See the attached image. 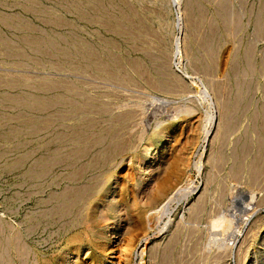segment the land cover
Returning <instances> with one entry per match:
<instances>
[{
    "label": "rangeland",
    "instance_id": "1",
    "mask_svg": "<svg viewBox=\"0 0 264 264\" xmlns=\"http://www.w3.org/2000/svg\"><path fill=\"white\" fill-rule=\"evenodd\" d=\"M183 105L200 117L194 183L212 174L209 204L242 212L249 199L234 205L224 190L264 184V0H0V264H142L141 248L157 245L153 264H220L201 256L220 237L201 230L205 210L133 245L123 222L112 233L99 215L103 237L67 252L89 211L106 210L122 183L150 180L157 131L194 121Z\"/></svg>",
    "mask_w": 264,
    "mask_h": 264
},
{
    "label": "bare ground",
    "instance_id": "2",
    "mask_svg": "<svg viewBox=\"0 0 264 264\" xmlns=\"http://www.w3.org/2000/svg\"><path fill=\"white\" fill-rule=\"evenodd\" d=\"M210 105H212V103ZM185 106V109L183 108L181 112H184L182 113L183 116H189V118H191V114H195L198 110L194 105ZM207 115V122L210 123V127L206 129V137L211 136V140L214 142L217 136L215 127L216 125H220V122L217 121V113H215L213 105L208 107ZM192 118L194 119L193 123H188L186 119H184L183 122L173 119L157 131L160 145L154 148V152H156L158 156L154 157L148 164L151 176L150 180L147 181L144 186L140 185V183L135 180L122 183L116 194L117 196L115 192L113 193V197L106 210L99 212L95 210L89 211L87 218L83 221L81 220L80 227L82 229L69 238L72 242L81 241L79 244L74 245L73 248L68 249L67 252L69 254H76L78 256L86 242L92 244L94 240L96 241L103 237V230H98L100 227L102 229L103 225L98 224V221H96L99 215H102L103 218L108 221L109 224L106 226L117 224L116 228L112 227V233H117L116 230L120 228V224L123 222L120 236L128 238L129 243L133 245L132 242L136 239L135 237L141 234V232L145 233L149 229H157L158 234L164 235L167 233L169 235V233L173 232V229H179L186 218L196 214L199 215L200 212L205 210L207 213L208 225L205 224L206 226L204 227L200 226L201 230L204 232L210 230L213 234L217 235L218 233L220 237L214 238L215 240L212 245L209 243L211 247H206L208 251L202 252V257H212L215 262H219L220 264L226 263L227 259L232 256L236 258L238 264H264V236L260 239L261 228L264 226V214L261 212V208L264 207V184L254 187L250 186V190H245L234 182L235 185L232 184L234 186L225 188L224 194H234L231 195L234 205L236 201L239 202V198L242 201L244 199H249L244 206H242L244 207L243 209L241 207H236L239 209L241 208L242 212H237V209L233 213H230L227 209L228 207L226 208L223 204L224 200L221 202L222 197L221 199L219 197L220 201L216 200L218 196L215 198V201L213 200L214 202H212V204H209L213 194L209 192V189L214 176L210 173L207 174L206 182L203 184H195L194 178L191 176V170L193 168H195L198 173H201L204 169L201 157L197 162H192L194 153L192 148L198 143L201 137L198 131L200 117L198 114H195ZM187 130L189 132L191 131L188 135H186ZM256 172V169L250 171L249 174L251 179H256ZM232 177L233 180L239 183L242 180V175L240 173H232ZM246 187L244 186V188ZM221 196L223 195L221 194ZM179 206L182 208L181 211H177ZM252 214H254V216L250 219ZM208 237H210V235ZM144 239L147 238L145 237ZM228 239L232 242L230 243ZM208 240H210V238ZM260 240L262 241L263 249H256L255 246L253 247V244H261ZM161 242L162 241H160L159 244H161ZM215 245L217 246L215 247ZM160 246L161 245H157V248L150 247L147 251L144 249L145 247L141 248L140 254L142 255V264H153L152 259L160 255ZM97 247H100V244H97L96 248ZM193 248L196 249L195 247ZM250 248L253 249L254 254L251 259L252 261L249 263ZM182 249L183 248H181V250ZM88 253L89 252H86V257ZM113 264H116V262L114 261ZM207 264H209V262Z\"/></svg>",
    "mask_w": 264,
    "mask_h": 264
}]
</instances>
